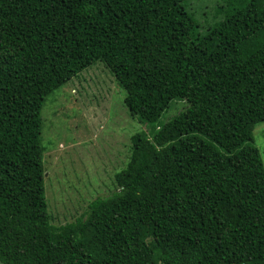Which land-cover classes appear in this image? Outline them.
Masks as SVG:
<instances>
[{
	"label": "trees",
	"instance_id": "trees-1",
	"mask_svg": "<svg viewBox=\"0 0 264 264\" xmlns=\"http://www.w3.org/2000/svg\"><path fill=\"white\" fill-rule=\"evenodd\" d=\"M187 0H0V260L264 264V0H228L200 33ZM100 61L148 126L113 190L52 223L46 97ZM173 99L185 107L157 123Z\"/></svg>",
	"mask_w": 264,
	"mask_h": 264
},
{
	"label": "rangeland",
	"instance_id": "rangeland-1",
	"mask_svg": "<svg viewBox=\"0 0 264 264\" xmlns=\"http://www.w3.org/2000/svg\"><path fill=\"white\" fill-rule=\"evenodd\" d=\"M228 0H187L197 31L219 20L213 18ZM125 91L104 63L97 61L50 93L41 109L40 142L45 197L52 223L81 216L88 202L109 194L114 173L130 154V137L148 126L125 107ZM185 107L173 99L157 123L164 124ZM264 166V122L253 128V140Z\"/></svg>",
	"mask_w": 264,
	"mask_h": 264
},
{
	"label": "water",
	"instance_id": "water-1",
	"mask_svg": "<svg viewBox=\"0 0 264 264\" xmlns=\"http://www.w3.org/2000/svg\"><path fill=\"white\" fill-rule=\"evenodd\" d=\"M0 264H6V263L0 260Z\"/></svg>",
	"mask_w": 264,
	"mask_h": 264
}]
</instances>
